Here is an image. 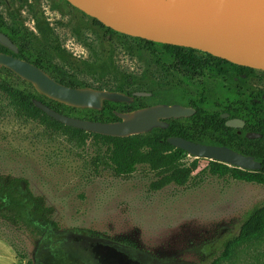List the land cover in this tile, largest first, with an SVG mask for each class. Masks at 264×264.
<instances>
[{"label": "rangeland", "instance_id": "374dc122", "mask_svg": "<svg viewBox=\"0 0 264 264\" xmlns=\"http://www.w3.org/2000/svg\"><path fill=\"white\" fill-rule=\"evenodd\" d=\"M152 2L181 11L212 5L264 8V0ZM0 14L8 25L22 24L31 32L22 41L29 57H45L87 85L155 91L150 100L165 97L166 90L195 88V81L186 82L171 68L161 45L110 33L67 0H0ZM202 79L219 98L244 84L210 73ZM244 81L264 90V70L253 68ZM11 83L26 87L16 78ZM105 151L94 138L78 147L66 135L20 115L0 91V176L24 179L20 189L42 196L50 210L40 231L0 218V264H211L225 240L238 233L246 211L264 204V184L208 171L186 185L153 190L157 175L148 165L118 177L97 158ZM199 164L194 175L208 160L200 158ZM219 264H264V232Z\"/></svg>", "mask_w": 264, "mask_h": 264}, {"label": "trees", "instance_id": "16d2710c", "mask_svg": "<svg viewBox=\"0 0 264 264\" xmlns=\"http://www.w3.org/2000/svg\"><path fill=\"white\" fill-rule=\"evenodd\" d=\"M94 20L102 25L97 19L94 18ZM21 27L19 24L13 31L16 38H20ZM107 30L110 33H116L109 27H107ZM139 39L146 42L148 46L161 45L164 53L171 60V68L181 74L186 82L193 84V81H195L193 92L185 89V87H178L164 92L165 96L169 92L173 93V96L177 95V97H179V93L185 92L186 104L192 105L196 109V112L190 117L181 120H170V126L167 129L154 128L142 134L117 137L88 132L66 125L37 107L33 99H39L62 113L97 121L118 120L115 112L123 111L127 105L132 104L105 100L104 107L101 110L68 106L40 94L33 84L23 80L6 67L0 68V91L7 95L10 105L20 115L38 120L53 130L66 135L69 141L74 142L78 147L84 146L89 138L102 142L106 146V151L99 154L97 158L100 163L108 166L115 176L128 177L136 170L137 165H148L157 175V178L151 183L153 190H158L170 183L180 186L186 185L192 178L206 171L218 176H229L247 182L264 184V110L252 104V96L247 91L244 81V78L249 75L253 68L236 65L211 54H209V57L203 58L198 56L193 48L157 43L143 38ZM22 41L21 39V43ZM24 45L25 43L21 44L18 55L42 67L55 79L68 86L87 85L79 81L75 75L64 67L45 57L40 55L29 57L25 53L27 50ZM3 49L0 44V50ZM206 73L222 75L232 82L238 80L244 82V84H236L231 93L232 95L219 98L218 94L208 88L202 79ZM15 78L26 87L12 84L11 80ZM111 90L129 94L133 92V90L124 89L121 84ZM212 104L218 109L210 108ZM223 112H229L232 116H239L248 123L256 124L254 130L261 133L262 136L257 139H247L256 141V144L243 147L233 137L232 132L234 129L228 127L225 118L221 117ZM174 134L194 142L226 145L245 155L251 154L261 162L262 166L255 170H246L207 159L208 165L194 175V172L200 167V158L194 157L192 160H184L183 156L188 155V152L168 142V136ZM239 138L246 141L244 135L239 136ZM23 181L24 179L18 177L0 176V218L26 229L40 231L39 224L48 220L50 210L44 204L42 196L35 195L28 188H26V193L20 189V184ZM263 232L264 204L256 205L246 211L238 233L225 240L220 253L213 259L211 264H219L220 261L230 258L238 245L259 236ZM20 257L25 258L22 255ZM24 264H31V260Z\"/></svg>", "mask_w": 264, "mask_h": 264}, {"label": "water", "instance_id": "95a60500", "mask_svg": "<svg viewBox=\"0 0 264 264\" xmlns=\"http://www.w3.org/2000/svg\"><path fill=\"white\" fill-rule=\"evenodd\" d=\"M103 25L123 34L149 41L201 50L236 65L264 70V11L251 7L212 5L197 10H174L146 0H67ZM0 44L18 51L11 38L0 32ZM12 70L33 84L42 95L75 108L101 110L105 100L133 102L135 96L151 95L136 90L131 94L90 85L68 86L32 61L0 51V68ZM34 104L56 120L88 132L127 137L146 133L154 127H167L169 118L189 117L192 106L155 104L131 111H116L120 120L97 121L57 111L39 99ZM229 113H222L227 118ZM228 127H242L238 117L226 120ZM247 132L246 137H261ZM168 142L196 158H206L246 170L259 169L261 162L226 145L203 144L181 136Z\"/></svg>", "mask_w": 264, "mask_h": 264}, {"label": "flooded vegetation", "instance_id": "af4514ba", "mask_svg": "<svg viewBox=\"0 0 264 264\" xmlns=\"http://www.w3.org/2000/svg\"><path fill=\"white\" fill-rule=\"evenodd\" d=\"M20 25L22 26L21 27L22 30H21V32L19 34V37L20 38H18V37L16 38V36L13 35V31L15 30L16 27L8 25V23L4 20V18L0 14V27H1L0 28V32H3L5 34H7L11 38V40L18 47V51L16 52V51L10 50V49H8V48H6V47H4L2 45L4 49L3 50H0V51H3V52H6V53H9V54H12V55L17 56V57H20V58H23V57H21V56L18 55L20 53V50H21V44H22L21 43V39L23 40V38L24 39L28 38L31 35V32L27 28H25L22 24H20ZM25 59H27V58H25ZM184 67H186V66H184ZM245 86H246L247 91L252 96V98H251L252 104L256 105L261 110H264V90L261 89V88H253L250 85H245ZM144 91H149V90H144ZM149 92H151V95H147V96H135L134 101L128 103V104H132V105H127V107L123 111L124 112L125 111H131V110L140 109V108H144V107H147V106H150V105H155V104H181L183 106H192V105L186 104V101H185V96H186L185 95V92L179 93V97H177V95H174L173 96V93H169L168 92V94H166L165 97L160 98L158 100H150L154 96L155 92L152 91V90L149 91ZM223 113H225V112H223ZM226 113H229V112H226ZM235 117L241 118L239 116H234V115L232 116L231 113H229V116L227 118H225V122H226V120L228 118H235ZM182 118H187V117L169 118V119H166L165 121L168 123V126L167 127H164V128L167 129L170 126V120H172V119H175V120L179 119V120H181ZM118 120H120L119 117H118ZM244 122L245 123H244V125L242 127H231V128L234 129V131L232 132V135H233V137L236 140H238L239 143L242 144L243 147L248 146V145H255L256 144V141H253V140H250L249 141L247 139H257L259 137H256V138H248V137H246V133L247 132H253V131H255L254 128H255L256 124L248 123L245 120H244ZM263 122H264V119H263ZM154 128H163V127H154ZM242 135H244V137H246V139H245L246 141H244L243 138H239V136H242ZM171 136H179V135L174 134V135H171ZM168 137H170V136H168ZM203 144H210V143H203ZM248 155H251V154H248Z\"/></svg>", "mask_w": 264, "mask_h": 264}, {"label": "bare ground", "instance_id": "6f19581e", "mask_svg": "<svg viewBox=\"0 0 264 264\" xmlns=\"http://www.w3.org/2000/svg\"><path fill=\"white\" fill-rule=\"evenodd\" d=\"M146 1H150V0H146ZM177 2H180V3H183V5L185 6L186 4L188 3H198L200 0H176ZM206 1V0H205ZM152 2V0H151ZM167 2V1H166ZM211 2V1H210ZM206 4V3H205ZM262 4V3H261ZM165 6V5H164ZM192 6V4H191ZM195 6V5H194ZM260 6V5H258ZM260 10H263L264 11V8H258Z\"/></svg>", "mask_w": 264, "mask_h": 264}]
</instances>
